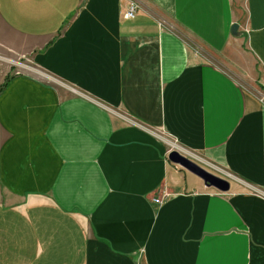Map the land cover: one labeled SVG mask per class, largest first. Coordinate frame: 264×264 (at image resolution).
<instances>
[{
  "label": "crops",
  "instance_id": "obj_1",
  "mask_svg": "<svg viewBox=\"0 0 264 264\" xmlns=\"http://www.w3.org/2000/svg\"><path fill=\"white\" fill-rule=\"evenodd\" d=\"M137 3L0 0V264H264V0Z\"/></svg>",
  "mask_w": 264,
  "mask_h": 264
},
{
  "label": "water",
  "instance_id": "obj_2",
  "mask_svg": "<svg viewBox=\"0 0 264 264\" xmlns=\"http://www.w3.org/2000/svg\"><path fill=\"white\" fill-rule=\"evenodd\" d=\"M236 28L237 23L232 22L229 27L231 34H239V31H237ZM166 157L169 161L178 164L180 167L198 176L206 186H212L220 191H225L229 187L228 178L204 168L193 159L180 153L177 149H170L167 152Z\"/></svg>",
  "mask_w": 264,
  "mask_h": 264
},
{
  "label": "rangeland",
  "instance_id": "obj_3",
  "mask_svg": "<svg viewBox=\"0 0 264 264\" xmlns=\"http://www.w3.org/2000/svg\"><path fill=\"white\" fill-rule=\"evenodd\" d=\"M239 1V6H240V11L241 13L243 12V0H238ZM189 44H191V46L193 47L192 42L189 41ZM13 56L9 55V54H0V85L2 84L3 81H5L7 79V77H11L10 75H15L17 74L19 71L22 70H26V68L24 67H20L19 66V59L16 55L12 54ZM23 61H26L30 64V62L28 60H26L25 58H22ZM8 77V78H9ZM160 134V133H159ZM203 165V164H201ZM204 167H206L207 169L227 177L224 172L217 166L214 165H209V164H204Z\"/></svg>",
  "mask_w": 264,
  "mask_h": 264
},
{
  "label": "built area",
  "instance_id": "obj_4",
  "mask_svg": "<svg viewBox=\"0 0 264 264\" xmlns=\"http://www.w3.org/2000/svg\"><path fill=\"white\" fill-rule=\"evenodd\" d=\"M138 7L137 0H126V7L123 12V16L126 18H132L135 14L136 8ZM260 99H264V91L261 92ZM227 176L229 173L227 171H223ZM225 177V176H224ZM261 191V190H260ZM264 194V191H261ZM170 192H168L165 188L160 189L159 193L153 197V200L156 202H160L162 199H165Z\"/></svg>",
  "mask_w": 264,
  "mask_h": 264
},
{
  "label": "trees",
  "instance_id": "obj_5",
  "mask_svg": "<svg viewBox=\"0 0 264 264\" xmlns=\"http://www.w3.org/2000/svg\"><path fill=\"white\" fill-rule=\"evenodd\" d=\"M8 77H7V79L5 81L2 82V84L0 85V89L4 86V84H6V81L8 80Z\"/></svg>",
  "mask_w": 264,
  "mask_h": 264
}]
</instances>
